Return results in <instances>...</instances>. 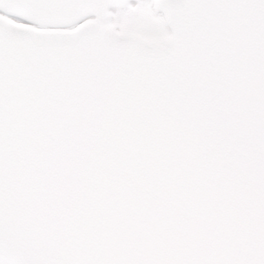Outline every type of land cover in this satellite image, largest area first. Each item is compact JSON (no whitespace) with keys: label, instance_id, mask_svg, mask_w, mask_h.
<instances>
[{"label":"snow or ice","instance_id":"6c2138e0","mask_svg":"<svg viewBox=\"0 0 264 264\" xmlns=\"http://www.w3.org/2000/svg\"><path fill=\"white\" fill-rule=\"evenodd\" d=\"M0 264H264V0H0Z\"/></svg>","mask_w":264,"mask_h":264}]
</instances>
